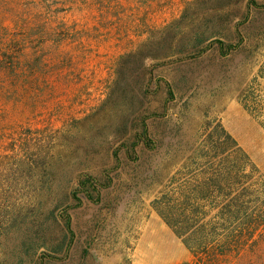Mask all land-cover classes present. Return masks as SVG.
Segmentation results:
<instances>
[{
	"label": "rangeland",
	"instance_id": "rangeland-1",
	"mask_svg": "<svg viewBox=\"0 0 264 264\" xmlns=\"http://www.w3.org/2000/svg\"><path fill=\"white\" fill-rule=\"evenodd\" d=\"M7 51L0 264H195L156 201L228 136L264 188V0H0Z\"/></svg>",
	"mask_w": 264,
	"mask_h": 264
},
{
	"label": "trees",
	"instance_id": "trees-1",
	"mask_svg": "<svg viewBox=\"0 0 264 264\" xmlns=\"http://www.w3.org/2000/svg\"><path fill=\"white\" fill-rule=\"evenodd\" d=\"M4 54L10 51L0 58ZM166 94L173 98L171 87ZM148 138L149 127L144 122L139 140L154 148ZM229 141L234 142L232 150L227 149ZM208 149L220 151L196 156L206 168L179 184L174 177L172 188L156 201L160 216L188 248L195 264H214L222 256L239 254L255 245L264 230V188L255 186L247 156L229 136L226 141L208 143ZM87 182L81 186L88 187ZM88 197L97 202L93 193ZM65 226L73 236L70 218ZM84 254L89 255L88 248Z\"/></svg>",
	"mask_w": 264,
	"mask_h": 264
}]
</instances>
